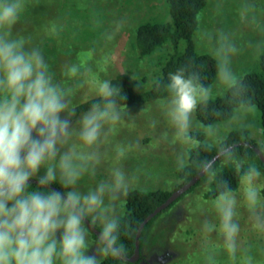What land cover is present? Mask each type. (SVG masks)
<instances>
[{
    "label": "clouds",
    "instance_id": "clouds-1",
    "mask_svg": "<svg viewBox=\"0 0 264 264\" xmlns=\"http://www.w3.org/2000/svg\"><path fill=\"white\" fill-rule=\"evenodd\" d=\"M41 5L46 6L42 0H0V264H129L122 238L140 228L127 221L125 203L143 190L149 173L143 165H128L145 151L141 139L117 137L135 126L136 114L121 82L96 76L110 52L96 59V49H89L53 68L44 42L58 37L62 26L54 18L29 22L30 10ZM262 12L261 0H240L236 9L245 27L257 25ZM125 26L116 21L102 33L105 46ZM200 40L214 61V83H206L203 64L192 57L166 79L155 78L160 118H149L146 126L155 132L163 123L156 143L166 147L178 173L194 168L212 193V215L204 214L199 227V264H264L256 257L257 251L264 256V244L257 249L243 240L238 219L242 209L250 230L264 237V173L248 156L256 105L236 66L245 53L264 55V32L244 40L217 27L203 30ZM143 91L134 83V93ZM217 98L229 111L215 107ZM234 130L239 140L231 139ZM259 144L257 158H264V141ZM226 168L238 189L225 178ZM213 237L219 241L214 247Z\"/></svg>",
    "mask_w": 264,
    "mask_h": 264
},
{
    "label": "rangeland",
    "instance_id": "rangeland-1",
    "mask_svg": "<svg viewBox=\"0 0 264 264\" xmlns=\"http://www.w3.org/2000/svg\"><path fill=\"white\" fill-rule=\"evenodd\" d=\"M73 1H78L79 7H74ZM218 2L219 0H208V5L201 14L194 37L198 52L208 53L200 40V33L205 29L225 27L234 30L244 40L260 38L261 33L264 32V12L259 14L257 25L245 27L236 14L240 0H223L219 13L216 8ZM261 2L264 3V0ZM62 3H64L61 4L63 10L68 11L70 25L64 23L60 50L69 54L67 58L75 62V58L80 53L89 49H96V59L110 52L111 58L107 64L99 66L96 72L97 78L110 79L119 73H126L132 85L139 82L143 85L144 91L151 86L152 81L160 75L162 65L171 52L170 43H165L147 57H140L134 46V30L139 24L148 20L166 21L169 16L164 0H62ZM83 3L85 4L82 5ZM121 20L126 21L125 28L112 45L105 46L101 38L102 33L110 30L114 22ZM50 54L48 52V55ZM258 61L259 57L253 58L245 53L237 60V70L244 75L253 71ZM82 95L76 98L77 103L82 102ZM128 106L136 114V123L133 128L121 130L117 139L140 138L145 148L142 154L134 155L128 161V165L130 167L143 165L148 171L149 178L143 185L144 191L155 189L174 191L180 181L176 178L175 168L166 147L156 143L159 133L164 130V125L161 123L155 132L146 126L149 118H160L155 101ZM249 122L255 125V135L252 138L257 143L264 141L257 108L254 116L249 117ZM203 193H205L204 181L157 217L146 232L140 252L141 260L138 264H178L184 260L187 262L190 256V262H195L193 264L199 261V255H196L199 254L204 243L199 232L200 222L204 214L212 215L208 203L211 199H205ZM238 219L243 240L252 243L257 249L264 244V237H258L250 230L247 214L242 209ZM218 244L219 241L213 237L210 246L214 247ZM256 257L264 261V256L257 254ZM221 259H226L223 254Z\"/></svg>",
    "mask_w": 264,
    "mask_h": 264
},
{
    "label": "trees",
    "instance_id": "trees-1",
    "mask_svg": "<svg viewBox=\"0 0 264 264\" xmlns=\"http://www.w3.org/2000/svg\"><path fill=\"white\" fill-rule=\"evenodd\" d=\"M78 1H73L74 7H79ZM46 6L41 5L37 8L31 9L28 14V21L39 24L47 19L54 18L62 26L69 23L67 10L64 11L61 4L62 0H42ZM79 4V5H78ZM83 3L82 5H84ZM167 15L169 16L166 21L152 19L139 24L134 30V46L140 57H147L151 55L157 48L162 47L165 43H170L171 52L165 59L160 75L158 77H163L166 79L169 71H174L176 67L182 64L189 57L195 58L196 61L204 66V74L208 77L206 83L212 84L215 80L214 72V61L212 60L209 53H200L196 50L195 44V34L198 30L200 17L204 9L208 5V0H164ZM69 5V2H68ZM67 5V8H68ZM64 6V5H63ZM65 23V24H64ZM19 27V25L17 26ZM62 30L58 37H52L45 39L44 51L45 55L50 59L53 68L55 69L59 64L67 57L69 54H65L60 50ZM52 47V48H51ZM51 48V50H48ZM54 50V51H53ZM53 51V52H52ZM48 52L51 54L48 55ZM247 82L250 86L249 94L252 98L253 103L259 112L260 129L262 135H264V55L259 56L258 65L253 71L244 74ZM113 82H121L124 90L128 94L127 104H139V103H150L157 99L159 95L152 89L151 86L145 90L141 95H137L133 92V85L126 73H119L112 78ZM82 103V102H81ZM215 107L223 109L225 112L229 111L228 106L224 103L222 98H217L215 101ZM197 118L200 120H206V117L198 113ZM241 133L239 131H233L231 133V139L239 140ZM249 144L260 148V144L257 143L253 138L249 139ZM207 155L206 153H201V156ZM248 156L253 162H256L260 167L262 173H264V164L261 162L260 158H257V154L252 147L248 149ZM176 178L180 181V184L176 186V189L182 184L188 182L193 176L196 175V170L193 168L187 173H178L175 170ZM224 176L228 179L233 188L239 187L237 177L231 169L226 168L224 170ZM204 181L201 177L200 180L192 186L185 194L181 195L177 200L182 198L187 193L193 191V189L200 183ZM171 191L164 189H155L150 191L136 190L127 199L125 203L126 218L130 225L140 226L142 221L152 213L159 205H161L170 196ZM205 199H212V193L205 191L203 193ZM176 200V201H177ZM174 201L169 207H167L162 212L158 213L155 217L151 218L141 231L139 238L140 252L144 244V237L148 229L152 226L158 216L164 213L166 210L170 209ZM136 236V235H135ZM135 236L128 238L123 237V242L127 245L129 257L133 254L135 248ZM260 255L257 251L256 255ZM197 254L196 256H198ZM262 256V255H260ZM191 257V256H190ZM189 257V258H190ZM182 261L178 264H193L194 261L190 262ZM199 258V257H198ZM141 260L135 263L138 264ZM197 260V259H195ZM104 264H120L118 260H106ZM196 264H199L197 260Z\"/></svg>",
    "mask_w": 264,
    "mask_h": 264
},
{
    "label": "water",
    "instance_id": "water-1",
    "mask_svg": "<svg viewBox=\"0 0 264 264\" xmlns=\"http://www.w3.org/2000/svg\"><path fill=\"white\" fill-rule=\"evenodd\" d=\"M251 145V144H250ZM251 147L254 149V151L258 152L259 148L251 145ZM261 162L264 164V158H260ZM201 178V177H200ZM200 178H197V176H193L188 182L182 184L177 189L171 192L170 196L163 202L161 205H159L152 213H150L140 224L139 228L140 231L137 232L135 236V248L133 251V254L129 257V263H135L140 258V245H139V238L141 235V231L143 227L146 225V223L153 217H155L158 213L165 210L167 207H169L174 201H176L181 195L185 194L192 186H194Z\"/></svg>",
    "mask_w": 264,
    "mask_h": 264
}]
</instances>
